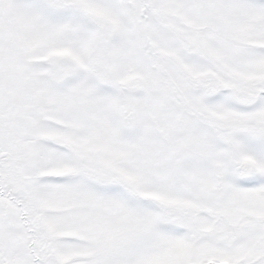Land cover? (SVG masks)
Wrapping results in <instances>:
<instances>
[{
    "label": "snow or ice",
    "instance_id": "1",
    "mask_svg": "<svg viewBox=\"0 0 264 264\" xmlns=\"http://www.w3.org/2000/svg\"><path fill=\"white\" fill-rule=\"evenodd\" d=\"M0 264H264V0H0Z\"/></svg>",
    "mask_w": 264,
    "mask_h": 264
}]
</instances>
